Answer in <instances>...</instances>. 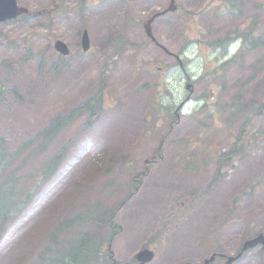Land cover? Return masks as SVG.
Instances as JSON below:
<instances>
[{"label": "rangeland", "instance_id": "1", "mask_svg": "<svg viewBox=\"0 0 264 264\" xmlns=\"http://www.w3.org/2000/svg\"><path fill=\"white\" fill-rule=\"evenodd\" d=\"M164 1L19 0L36 15L0 25V137L9 148L29 141L55 115L89 99L101 103L92 123L84 124L85 111L49 147L30 146L16 160L12 179L25 193L61 151L26 209L0 223V264H33L59 220L85 210L102 221L113 214L122 230L111 250L122 263L150 244L151 264H181L208 257L215 231L235 229L243 239L263 228L264 0H235L231 20L214 13L220 0H175L179 10L151 25L160 48L143 23L169 5ZM233 23L228 62L222 47L207 43ZM250 28L246 43L256 42L243 46ZM83 29L89 54L80 50ZM55 39L70 49L62 61ZM202 99L207 109L200 110ZM249 115L239 152L217 175V153L230 148ZM147 162L140 184L135 177ZM80 229L95 241L105 233L99 226Z\"/></svg>", "mask_w": 264, "mask_h": 264}, {"label": "trees", "instance_id": "2", "mask_svg": "<svg viewBox=\"0 0 264 264\" xmlns=\"http://www.w3.org/2000/svg\"><path fill=\"white\" fill-rule=\"evenodd\" d=\"M252 30V28L247 29V32L241 35L243 46L255 44L256 41L254 40H251L249 44L246 43L247 36L252 34ZM245 48L248 49L247 47ZM100 107L101 103L99 101L97 102V99H89L73 109L66 116L54 118L45 129L38 133L39 136L42 137L41 148H46L57 134L67 127L68 124L84 110H88L89 113L86 123L92 122L97 117ZM257 113H259V111L256 112V114ZM251 119L252 116L249 115L241 122L237 134L235 135V145H233L228 152L219 155L217 159L218 168L227 164L231 160L232 155L238 152L237 145L242 140ZM157 150L158 149H156L155 153ZM17 152L18 151L14 153L10 152L0 138V223L8 221L9 219L11 220V218L18 215L29 204L40 182L50 176L58 166L59 156L51 160L48 167L43 171L40 181L34 184L35 187L29 188L25 193H22L21 189H18L16 185L17 181L12 179L10 169L14 159L17 158ZM156 156L159 155L156 154ZM149 164L152 163H145L144 169L139 173L140 175L138 174L139 177L136 175L135 179L138 178V183L141 184L144 180V176L147 173L146 166ZM91 223L101 228L104 226L108 232L107 235L96 241L95 237L89 238V232L81 230L80 228ZM120 231V226L113 220V214L105 221H102L100 215H95L88 210L82 211L72 218L69 217L59 220L48 236L49 244L45 245L43 250L40 251L37 260L33 264H118L110 249H104V247L109 245L112 238ZM61 233L65 235L68 234V236L59 240L56 236ZM73 233L75 234L74 236ZM50 241H53V243Z\"/></svg>", "mask_w": 264, "mask_h": 264}, {"label": "flooded vegetation", "instance_id": "3", "mask_svg": "<svg viewBox=\"0 0 264 264\" xmlns=\"http://www.w3.org/2000/svg\"><path fill=\"white\" fill-rule=\"evenodd\" d=\"M149 2H154L155 0H147ZM169 3L175 0H167ZM81 3V9H85L87 7L86 4ZM155 3V2H154ZM233 36H234V30L232 29V32H225L224 34H221L218 38L214 39V43L216 44H231L233 42ZM259 235L263 236V239H261V242L253 247H249L245 250H243L244 245L247 243V241L252 240L253 238L258 237ZM211 238L213 239V242L215 243V247L210 252V255L208 257H204L201 255V252L204 250V243L203 240L200 237L198 246L200 253L199 257L194 258L190 257L189 260L184 261L181 264H264V226L262 229L256 231L253 234H249L243 239L239 238V234L235 232V229L229 233L228 231H215L210 234ZM219 237V241L216 240V238ZM146 247H141V250H143ZM153 250V253H155V250L153 247H150ZM194 247H192L190 250L192 251ZM138 251V252H139ZM198 256V255H196ZM155 257V256H154ZM151 263V262H150ZM148 263V264H150ZM127 264H142L141 262H131Z\"/></svg>", "mask_w": 264, "mask_h": 264}, {"label": "water", "instance_id": "4", "mask_svg": "<svg viewBox=\"0 0 264 264\" xmlns=\"http://www.w3.org/2000/svg\"><path fill=\"white\" fill-rule=\"evenodd\" d=\"M22 12H26L25 9H19L16 7V3L15 0H0V21H3L5 19H10L12 17H15L16 15L22 13ZM149 25V23H148ZM147 25V26H148ZM146 26V31H148V27ZM56 49L59 51H62L63 49V53H65V50L63 48V45L59 42L55 43ZM82 46L84 50H87L88 48V41L87 38L84 34L83 36V40H82ZM261 236H259L257 239H255L254 241L248 243V245H252L256 242H258V240L260 239ZM153 253L150 252L149 250H142L140 251L136 256H135V260L140 261L141 263H145L148 262L152 259Z\"/></svg>", "mask_w": 264, "mask_h": 264}]
</instances>
